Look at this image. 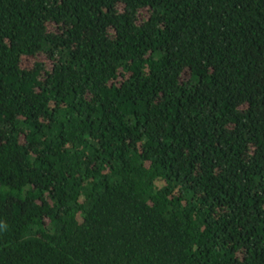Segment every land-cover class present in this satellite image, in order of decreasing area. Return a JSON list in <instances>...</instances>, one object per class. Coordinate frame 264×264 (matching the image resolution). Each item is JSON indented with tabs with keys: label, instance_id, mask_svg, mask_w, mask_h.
Instances as JSON below:
<instances>
[{
	"label": "trees",
	"instance_id": "obj_1",
	"mask_svg": "<svg viewBox=\"0 0 264 264\" xmlns=\"http://www.w3.org/2000/svg\"><path fill=\"white\" fill-rule=\"evenodd\" d=\"M0 264H264V0H0Z\"/></svg>",
	"mask_w": 264,
	"mask_h": 264
}]
</instances>
